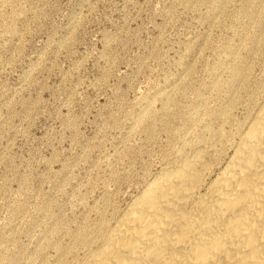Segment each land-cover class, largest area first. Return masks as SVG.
Wrapping results in <instances>:
<instances>
[{"label": "rangeland", "instance_id": "374dc122", "mask_svg": "<svg viewBox=\"0 0 264 264\" xmlns=\"http://www.w3.org/2000/svg\"><path fill=\"white\" fill-rule=\"evenodd\" d=\"M4 4L0 264L80 255L219 113L230 136L263 98L264 0Z\"/></svg>", "mask_w": 264, "mask_h": 264}, {"label": "bare ground", "instance_id": "6f19581e", "mask_svg": "<svg viewBox=\"0 0 264 264\" xmlns=\"http://www.w3.org/2000/svg\"><path fill=\"white\" fill-rule=\"evenodd\" d=\"M261 97L230 136L226 111L219 113L208 142L166 161L124 209L82 233L80 255L57 264H264ZM222 138L227 146L217 149Z\"/></svg>", "mask_w": 264, "mask_h": 264}]
</instances>
